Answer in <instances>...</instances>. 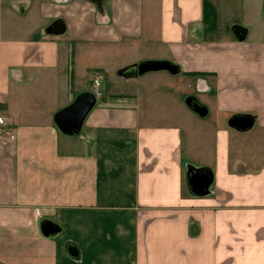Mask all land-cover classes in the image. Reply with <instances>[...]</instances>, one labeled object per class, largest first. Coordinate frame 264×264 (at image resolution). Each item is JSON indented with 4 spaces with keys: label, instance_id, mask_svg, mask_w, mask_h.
Here are the masks:
<instances>
[{
    "label": "crops",
    "instance_id": "crops-1",
    "mask_svg": "<svg viewBox=\"0 0 264 264\" xmlns=\"http://www.w3.org/2000/svg\"><path fill=\"white\" fill-rule=\"evenodd\" d=\"M34 3L49 26L22 37L0 0V264H264V0ZM146 62L179 76L126 72ZM96 74L102 101L80 136L62 134L55 115ZM180 75L212 121L183 110ZM208 129L209 161L185 167L184 131ZM190 168L213 172L207 195H191ZM43 220L61 232L44 236Z\"/></svg>",
    "mask_w": 264,
    "mask_h": 264
},
{
    "label": "water",
    "instance_id": "water-1",
    "mask_svg": "<svg viewBox=\"0 0 264 264\" xmlns=\"http://www.w3.org/2000/svg\"><path fill=\"white\" fill-rule=\"evenodd\" d=\"M245 34L240 32V39H244ZM167 71L177 73V68L168 62H146L130 67L126 72L133 76H142L150 72ZM96 97L92 92L79 94L75 100L66 108L55 115V124L60 132L66 136H79L82 126L88 114L96 105ZM192 108L201 116H205L207 111L199 104H192ZM255 116L236 115L230 120V126L238 131L244 132L253 126ZM214 180L213 172L208 168H190L186 173V183L191 195L201 197L207 195ZM40 228L44 236L53 238L61 232V227L56 223L43 220ZM75 255V254H74Z\"/></svg>",
    "mask_w": 264,
    "mask_h": 264
},
{
    "label": "rangeland",
    "instance_id": "rangeland-1",
    "mask_svg": "<svg viewBox=\"0 0 264 264\" xmlns=\"http://www.w3.org/2000/svg\"><path fill=\"white\" fill-rule=\"evenodd\" d=\"M21 1H22V3H21ZM34 1L35 0H4V4H5L6 8H9L13 4L16 5V7H17V13H16L15 17L12 16L11 13H10V16L6 15V23H7V25H12V26L15 23L16 26L19 25L20 27H22L23 31H22V33H20V35H22V37L28 36L29 32L31 30L34 31L35 29H37L38 31L42 30L43 32H46L45 29L49 26L47 23H43V20L39 19L38 5H37V3L35 4ZM247 1L249 3V2H252L253 0H247ZM30 3H33V6L31 8H30V6H31ZM145 15H146V13H145ZM7 27H9V26H7ZM254 27H253V30H254ZM7 33H8V31H7ZM256 34L257 33L255 31H253L252 35L255 36ZM143 49L145 50V48H143ZM160 73H164L165 75H168L169 77L177 76L179 74V73L173 74V73H170L167 71H162ZM153 74H155V72L144 74L141 77H150ZM146 75H148V76H146ZM79 76H80L79 79L82 80L81 75H79ZM180 77H181L180 80H182L183 85H184V90H183L184 93L183 94H186V96H187L185 99L186 104L184 103L185 107L183 106V110L188 111L190 113V115H193V113L195 114L196 112L192 108V104L194 102H197L199 105H201L205 109L209 108L210 105L204 100V98L202 97L203 96L202 94L195 93L194 87L192 89L187 88V86L190 82L189 79L185 76L182 77V75H180ZM110 78H111V80L109 78L105 77V75H104L105 86H106L107 91L111 90L113 87H119V88H123V89L125 88V82L123 79H116L115 80V78H113L111 76H110ZM77 79H78V77H77ZM83 84H86L85 88H87V90H90L92 92L93 85L90 87V85H91L90 79L84 78ZM76 90L77 91L81 90L80 85H79V88L77 87ZM107 93H105L106 96H108ZM103 99H104V97H103ZM101 101H102V98L98 99L97 103H100ZM184 115H185V113H184ZM195 115H197V117L199 118V121H202V122L212 121V119H211L212 116H210L211 112H210L209 116L208 115L201 116L198 113H196ZM188 120H189V118L187 117V121ZM194 127H195V125H194ZM210 133L211 132L209 129L207 130V132L202 131V133H201V134H203L202 136H199L198 135L199 133L197 134V132L191 133L190 130L184 131V145H185V149L188 150L186 153L187 158H186L185 154L183 157L185 167L190 166L191 162L196 163V162H199L201 160H204V162L209 161L208 155H210L212 152V146H211L212 136ZM192 134L193 135L197 134L198 141L193 143V135ZM76 137H78V136H76ZM206 142L209 146V147H207V151L203 153V150H202L201 154L197 156L195 151L192 149L191 144L193 143L194 145H196V144L204 145Z\"/></svg>",
    "mask_w": 264,
    "mask_h": 264
},
{
    "label": "built area",
    "instance_id": "built-area-1",
    "mask_svg": "<svg viewBox=\"0 0 264 264\" xmlns=\"http://www.w3.org/2000/svg\"><path fill=\"white\" fill-rule=\"evenodd\" d=\"M100 87H101V78L98 74H96V78L93 81V87H92V93L95 95L96 99L102 96ZM6 126H7V123L5 119L0 116V131H2Z\"/></svg>",
    "mask_w": 264,
    "mask_h": 264
},
{
    "label": "trees",
    "instance_id": "trees-1",
    "mask_svg": "<svg viewBox=\"0 0 264 264\" xmlns=\"http://www.w3.org/2000/svg\"><path fill=\"white\" fill-rule=\"evenodd\" d=\"M240 30H242L239 26H233L232 27V31L235 33V35L236 36H238L239 37V35H240Z\"/></svg>",
    "mask_w": 264,
    "mask_h": 264
}]
</instances>
